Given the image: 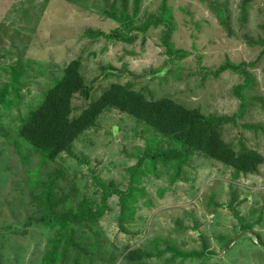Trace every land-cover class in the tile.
I'll return each instance as SVG.
<instances>
[{"label":"rangeland","instance_id":"374dc122","mask_svg":"<svg viewBox=\"0 0 264 264\" xmlns=\"http://www.w3.org/2000/svg\"><path fill=\"white\" fill-rule=\"evenodd\" d=\"M214 1L227 6L229 27L220 11L210 7ZM124 2L0 0V89L12 79L17 86L0 105V264L42 263L54 231L28 226V217L43 209L44 187L37 182L48 183L50 178L56 196L67 197L71 207L81 201L99 203L96 178L114 181L121 191L131 184L135 188L126 210L113 195L97 223L79 228L89 252L74 262L75 252L69 251L57 264H264V164L257 173L243 174L195 153L177 179L176 165L148 161L132 176L131 168L146 147L174 144L116 108L105 110L70 153L43 162L24 146L20 155L19 126L69 62L79 58L93 89L89 99L75 97L74 116L112 83L128 82L148 99L169 97L206 115H232L240 105L234 89L244 78L230 70L214 71L227 62L252 63L247 69L253 80L243 92L246 114L220 131L235 150L243 146L264 156V0H141L133 25L157 15L163 3L171 9L169 42L191 52L175 60H169L163 44V24L133 32L130 43L86 35L89 28H117L119 23L105 11L120 10ZM133 5L134 0H128L130 14ZM109 65L118 73L103 75L102 67ZM204 243L207 249L201 257L176 253L201 252ZM132 251L142 258L130 260Z\"/></svg>","mask_w":264,"mask_h":264},{"label":"trees","instance_id":"16d2710c","mask_svg":"<svg viewBox=\"0 0 264 264\" xmlns=\"http://www.w3.org/2000/svg\"><path fill=\"white\" fill-rule=\"evenodd\" d=\"M140 4L141 0H134L133 14L128 12V0H125L120 10L111 8L105 11V15L117 21L119 26L110 32L89 28L85 31L86 35L92 39L103 37L108 40L130 43L135 38L133 32H144L151 25L163 24L166 28L163 44L167 48L169 60L182 59L191 55V52L187 50L174 48L173 44L169 42V35L173 30V16L171 9L165 3L162 4L157 15L151 14L139 25H133ZM210 7L220 11L222 23L229 27V17L224 15V12H228L227 6L214 1L210 2ZM242 8L243 16H245L247 5L244 3ZM263 55L264 49L260 56ZM251 65L253 64L227 62L214 71L215 74H220L230 70L244 78V82L234 89V94L240 105L238 111L232 115H206L199 109L188 108L169 97L157 100L148 99L143 92L134 90L131 83L128 82L125 85L112 83L78 116H74L76 108L73 101L75 97L81 96L84 99H89L93 89L91 83L87 82L83 75L81 59H74L65 67L63 76L47 91L40 105L31 111L19 126L20 155H24V146L38 154L43 162L53 161L63 152L70 153L79 136L93 127L105 110L116 108L163 135L174 144L155 150L146 147L136 165L131 168L132 176L137 175L139 169L148 161L153 165L158 163L176 165L175 179H177L183 167L189 163L195 153L219 161L239 173H257L259 166L264 164V156L254 149L243 146L240 150H235L230 143L223 139L220 131L222 125L236 124L237 120L246 114L248 98L243 92L253 80V75L247 69ZM15 70V68L12 69L13 73ZM102 70L103 75L118 73L117 69L111 65L102 67ZM154 74L158 75L160 71ZM11 88L17 91L14 79L9 80L0 89V105L7 103L6 98ZM96 182L101 188L99 203L81 201L76 207H71L66 203L67 197L56 196L53 178H50L48 183L37 182L44 187L43 198L40 199L43 202V209L38 215L28 217V226L39 224L54 231V236L49 241L41 264L63 262L69 251L75 252L74 262H77L83 251L89 252L84 247L83 233L79 236V228L85 229L89 225L97 223L108 209L107 201L111 196L117 195L122 209H127V199L135 191L132 184L126 191H121L114 181H101L96 178ZM233 212L240 222H243L235 209ZM243 227L244 229L248 228L246 225ZM203 249L201 252L176 251V253L183 256L201 257L207 249L206 243L203 244ZM127 257L130 260H136L142 258V254L132 251L128 253Z\"/></svg>","mask_w":264,"mask_h":264}]
</instances>
